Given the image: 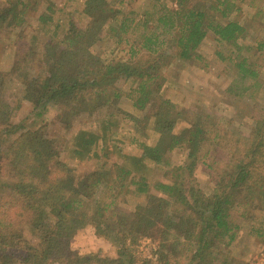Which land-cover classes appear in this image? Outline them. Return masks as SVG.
<instances>
[{"label": "trees", "instance_id": "trees-1", "mask_svg": "<svg viewBox=\"0 0 264 264\" xmlns=\"http://www.w3.org/2000/svg\"><path fill=\"white\" fill-rule=\"evenodd\" d=\"M129 1L118 0L121 6H115L111 0H85L84 25L71 17L61 30L49 0L38 16L42 31L49 35L41 56L49 63L48 70L31 72L30 63L38 51L32 43L25 45L14 71L0 76V95L7 82H15L19 98L38 109L33 112L37 117L49 104L63 101L68 102L69 117L96 103L115 106L126 100L137 110L152 105L145 120L146 125L152 123L157 142L145 145L143 156L171 166L165 171L166 177L172 174L171 179L152 186L146 176H137L125 165L103 167L89 179H95V186L104 185L107 196L86 202L83 188L66 181L68 166L54 138L45 128L13 122L8 105L0 104V190L9 186L18 193L14 206L0 211V264L17 262L10 251L15 247L23 248V259L31 264H231L228 250L242 227L233 210L246 206L252 196L264 204V108L252 106V133L230 157L207 163L215 185L209 199L201 202L193 173L204 161V129L160 93L165 81L162 65L176 59L207 68L198 48L211 33L220 47L218 57L232 72L227 91L256 98L264 84L257 69L258 60H264V34L252 42L243 39L247 26L233 15L240 9L234 0H174V4L148 0L142 8L123 9ZM35 5L36 1L12 0L0 6V32L22 26L27 9H37ZM99 43L106 50L120 49L122 56L106 60L102 55L106 50L94 49ZM159 78L163 82L156 84ZM181 119L187 125L177 132ZM178 146L185 148L186 155L173 166L167 153ZM127 194L145 199L130 216L117 210V199ZM11 211L19 216V226L32 230L50 218L51 225L37 245L23 238ZM89 222L117 245L118 257L72 252L71 232ZM252 229L262 234V228ZM143 241L150 255L143 250Z\"/></svg>", "mask_w": 264, "mask_h": 264}, {"label": "rangeland", "instance_id": "rangeland-1", "mask_svg": "<svg viewBox=\"0 0 264 264\" xmlns=\"http://www.w3.org/2000/svg\"><path fill=\"white\" fill-rule=\"evenodd\" d=\"M11 1L0 0V6L9 5ZM25 1L30 4L36 1L37 9L33 7L27 9L22 26L7 27L0 32V76L3 72L14 71L15 61L20 56L18 52H21L25 45L30 46V43L38 51L37 56L30 63L31 72H44L49 68V63L41 58L44 43L49 35L42 31V23L38 20L39 14L46 9L49 0ZM166 1L168 4H174V0ZM234 1L240 9L233 15L247 26L243 39L252 42L256 36L264 34L262 27L264 0ZM51 2L54 20H59L60 29L66 27L71 17L79 21V25H84L87 21L81 11L85 0H51ZM111 2L115 6H121L118 0H111ZM147 2L148 0H130L122 5V8H142ZM50 28H53V25ZM219 48L214 35L209 33L198 48L199 53L208 62L207 68L200 67L201 63L194 61L174 59L172 63L161 66L162 78H165V81L163 82L160 78L156 80V84L163 82L161 96L174 101L178 107L186 111V118L192 116L204 129L202 152L205 157L193 173L200 190L201 202L209 199L215 185L213 170L207 163L230 157L237 146L246 141L252 133V106L256 104L264 108V84L257 92L256 98L252 100L245 96H235L227 91L232 72L218 57ZM94 49L104 51L106 47L99 43ZM102 55L106 60L112 61L120 58L122 52L120 49L111 47ZM257 69L264 83L263 59L258 60ZM15 84V82L5 84V91L0 95V104L8 105L13 122L24 121L27 126L45 128L47 135L54 138L59 148L60 158L68 166L65 174L66 181L83 188L87 194L86 202L95 203L107 196L104 185L95 186V179H89L90 174L103 167L111 170L115 164L125 165L137 176H146L152 186L158 180L170 181L172 174L166 177L165 171L171 166L156 164L143 156L144 146L155 145L157 142V135L152 131V123L146 125L147 120H145L152 111V105L144 110H137L126 100L115 106H102L96 103L82 113L69 117L66 114V109L69 108L68 102L63 101L49 104L44 114L37 117L33 112L38 109L19 98V88ZM186 125L187 120L181 119L175 131H181ZM86 139L92 141L84 143ZM185 155L186 150L182 146L167 153L168 160L173 166L181 164ZM10 179L8 177L6 180L10 182ZM151 190L156 192L153 188ZM17 196V191L9 186L0 190V211L14 206ZM257 198L252 196L246 206L236 207L233 210V217L242 224V227L237 239L228 250L231 255V264H264V235H262L264 234V204L259 203ZM117 200V210L130 216L135 206L145 199L142 196L134 197L132 194H127ZM11 218L15 219L18 225L19 216L13 215L11 211ZM49 219L47 218L37 230H32L30 226L22 228L18 225L22 229L23 238L37 245L51 225ZM25 221L23 218L22 222ZM252 228H262L260 230L262 234L255 233ZM70 248L73 253L83 255L96 254L112 259L119 256L117 245L107 238L94 222H89L71 232ZM142 248L147 255L151 254L145 241L142 243ZM10 251L18 258L13 264H31L24 261L22 247H15Z\"/></svg>", "mask_w": 264, "mask_h": 264}]
</instances>
